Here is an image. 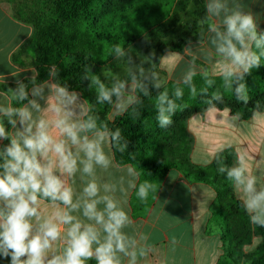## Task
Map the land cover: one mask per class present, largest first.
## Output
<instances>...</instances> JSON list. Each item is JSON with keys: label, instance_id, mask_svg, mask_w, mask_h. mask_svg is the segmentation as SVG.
Segmentation results:
<instances>
[{"label": "clouds", "instance_id": "obj_1", "mask_svg": "<svg viewBox=\"0 0 264 264\" xmlns=\"http://www.w3.org/2000/svg\"><path fill=\"white\" fill-rule=\"evenodd\" d=\"M200 37L183 52H196L199 70L190 61L171 91L158 74L133 67V57L120 44L111 55L123 60V75L101 78L85 66L81 83L94 90V100L64 82L57 64L46 77L33 67L31 75L0 74V260L8 264H142L152 246L149 237L132 230L128 198L146 201L156 186L140 180L136 153L121 127L102 119L106 106L112 120L130 114L140 118L144 98H153L156 123L167 129L187 105L180 103L185 87L191 97L207 96L204 115L215 113L225 94L250 102L247 77L264 66V9L261 0H202ZM154 59V53L149 54ZM208 66L215 68V73ZM199 75L205 87L197 90ZM220 87L209 96L208 89ZM153 90L155 96L153 97ZM258 114L254 108L253 119ZM241 113L229 117L237 125ZM223 150H221L222 152ZM126 160H117V156ZM217 171L230 183L249 222L264 229V168L246 151L234 163L215 156ZM212 161H204L205 164ZM168 203V201H164Z\"/></svg>", "mask_w": 264, "mask_h": 264}, {"label": "trees", "instance_id": "obj_2", "mask_svg": "<svg viewBox=\"0 0 264 264\" xmlns=\"http://www.w3.org/2000/svg\"><path fill=\"white\" fill-rule=\"evenodd\" d=\"M109 0H0L7 4L12 16L33 29L32 36L12 55V61L21 67L35 66L40 71V78L46 77L47 65L57 64L61 68V77L72 87L81 91L84 97L94 100L95 92L87 88V82L81 83L85 66L96 75H102V68L114 60L110 54L112 46L120 44L127 51H132L140 45L152 44L154 59L152 70H157L166 52H182L187 40L197 42L198 32H188L182 35L174 33L173 9L188 6L190 0H133L124 7H107ZM200 17L203 15V2L196 0ZM196 64L200 61L189 57ZM217 83L208 89L209 96L220 87ZM250 102L258 109L264 108V66L248 76ZM197 90L205 87L199 75L195 78ZM175 81H169L165 86L171 91ZM153 90V97L155 96ZM206 96L191 97L185 87V97L180 103L187 107L178 111L173 117L174 123L189 109L205 108ZM225 99L236 101L226 93ZM237 102V101H236ZM238 103V102H237ZM241 104V103H239ZM153 98H144L141 117L134 118L130 114L111 121L106 106H98L102 119L106 118L112 126L121 127L129 140L128 151L136 153V163L140 172V180H148L155 184L156 193H151L146 201H140L133 195L132 205L137 212L145 214L158 193L162 181L171 170H177L187 179L211 185L218 197L228 194L232 187L217 171L215 160L208 165L200 166L190 162H178L158 154L159 141L165 129L158 127ZM244 110V115L252 112ZM164 131V132H163ZM225 163L232 165L234 154L232 149L220 152ZM117 156V160H126ZM230 200H235L234 198ZM237 201V200H236ZM238 202V201H237ZM239 203V202H238ZM222 217H226L222 213ZM226 222V219H225ZM260 229V228H259ZM264 235V229H260ZM229 230L222 232L224 255L217 264H240L230 252L227 241ZM261 250V248H260ZM257 251L248 255L246 264H264V252Z\"/></svg>", "mask_w": 264, "mask_h": 264}, {"label": "crops", "instance_id": "obj_3", "mask_svg": "<svg viewBox=\"0 0 264 264\" xmlns=\"http://www.w3.org/2000/svg\"><path fill=\"white\" fill-rule=\"evenodd\" d=\"M261 2L264 3V0ZM254 11L262 12L264 9L257 5ZM32 34L31 26L16 20L7 4H0V74L5 75L9 83L13 80L12 73L31 75L30 70L35 67H21L12 61L13 53ZM192 43L195 48L196 42ZM189 57L200 61L196 52H166L163 55L159 67L166 72L167 82L180 80L191 61ZM196 65L199 70L200 64ZM208 68L215 73V68ZM254 108L251 105L242 108L218 106L217 111L208 116L204 115L205 108L189 109L180 118L179 127L173 128L171 136L169 134L168 144L159 145L158 154L179 162L189 159L193 164L205 166L211 164L221 150L235 148L237 152L246 151L254 157L253 167L259 161L264 168V108L258 109L255 119L253 111L248 115L243 113ZM236 112L241 113V121L232 125L229 117ZM109 118L113 121L110 113ZM180 145L182 148L178 147ZM206 160L212 162L205 164ZM133 195L129 194L127 206L134 222L132 230L146 234L152 246L142 264H217L224 255L222 229L213 232L210 223L217 214V206L224 211L222 202L227 195L240 202L233 189L218 197L211 185L189 180L179 171L171 170L145 214L134 209ZM226 215L225 219L238 218L234 210H229ZM240 217L243 222L244 216ZM246 218L247 225L239 227L237 235L227 241L230 252L240 260V264H246L248 255L257 252L262 238L261 233L257 235L252 230L247 214ZM0 264H8V261L0 260Z\"/></svg>", "mask_w": 264, "mask_h": 264}, {"label": "rangeland", "instance_id": "obj_4", "mask_svg": "<svg viewBox=\"0 0 264 264\" xmlns=\"http://www.w3.org/2000/svg\"><path fill=\"white\" fill-rule=\"evenodd\" d=\"M132 1L133 0H109L106 3V6L107 7H124V6H127L128 4H130ZM199 19H200L199 6H198L196 0H190L188 6L183 7L181 9H179L178 7H174V9H173V20L175 22L174 28H173L174 33H177V35H182L184 33H188V32L190 33L192 31L198 32L199 31V28H198ZM129 52L133 57V61H134L133 67H135L136 65H142L146 74H151L154 72V73L158 74L159 78L162 81H165L167 83V76H166L165 71L161 70L160 67H158L157 70L151 69L152 68V66H151L152 59H149L148 57H149V54L153 53L152 44L140 45L136 49L129 51ZM114 71L119 72L121 75H123L126 71L125 62L123 60L114 59L112 62L109 63L108 66L102 68L103 78L105 75H110L111 72H114ZM255 104H256V100L253 103L251 102L247 105H244V104H239L236 101H230V100L224 99V102L218 106L219 107L242 108V107L250 106V105L253 106ZM186 113H188V110L185 111L181 115V118ZM179 124H181L180 119L178 121H176L175 123H173V125L171 127L165 129L164 130L165 132L163 131L164 134L159 141V145L161 143H162L161 145L168 144L167 139H169L168 138L169 134L171 136L172 132H173V128H178ZM167 131L169 133H167ZM166 133H167V136H166ZM171 140L172 139L170 138V141ZM238 142H239V139H238ZM240 142H242V141H240ZM178 147L182 148L181 145ZM157 151H158V149H157ZM232 151H233V154L235 157L237 150L235 148H233ZM170 160H172V159H170ZM174 161H176V160H174ZM250 163H252V165H253V160L250 161ZM253 168L255 170L256 165ZM229 199H231V197H229V195H227V197L222 202L223 203V209L225 212L219 206H217L218 207L216 209L217 214L215 215L214 219L210 223V228L213 232L220 231L221 229H222V232H226L228 229L230 232L229 237H231V236L237 235L238 231L240 230L239 227H243V226L247 225L248 221L246 218V213L241 206V203L240 202L238 203L235 198H234L235 200H229ZM229 210L230 211L234 210L238 214V218H232L231 220H229V218H227L226 222H225V218L222 217V213L226 215ZM241 215L244 216L242 218L244 220L243 222L240 220ZM251 228H252V230L256 231L257 235L260 234L259 228H256L253 225ZM261 235H262L261 243L259 242L260 244H258L257 251H259L261 248L260 251L264 252V235L262 233H261ZM229 237L227 238L228 240L230 239ZM237 260L240 261L239 259H237Z\"/></svg>", "mask_w": 264, "mask_h": 264}]
</instances>
